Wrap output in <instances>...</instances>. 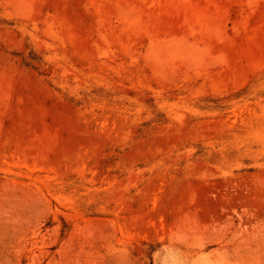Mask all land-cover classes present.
I'll list each match as a JSON object with an SVG mask.
<instances>
[{"label": "rangeland", "instance_id": "1", "mask_svg": "<svg viewBox=\"0 0 264 264\" xmlns=\"http://www.w3.org/2000/svg\"><path fill=\"white\" fill-rule=\"evenodd\" d=\"M0 264H264V0H0Z\"/></svg>", "mask_w": 264, "mask_h": 264}]
</instances>
